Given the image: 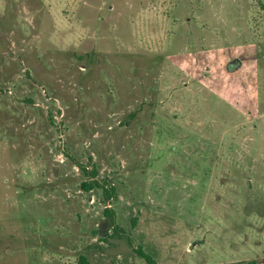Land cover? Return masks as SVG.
Segmentation results:
<instances>
[{
    "label": "rangeland",
    "instance_id": "1",
    "mask_svg": "<svg viewBox=\"0 0 264 264\" xmlns=\"http://www.w3.org/2000/svg\"><path fill=\"white\" fill-rule=\"evenodd\" d=\"M137 249L264 264V0H0V264Z\"/></svg>",
    "mask_w": 264,
    "mask_h": 264
},
{
    "label": "trees",
    "instance_id": "2",
    "mask_svg": "<svg viewBox=\"0 0 264 264\" xmlns=\"http://www.w3.org/2000/svg\"><path fill=\"white\" fill-rule=\"evenodd\" d=\"M77 166H78L79 169H81V171L84 174H88L90 178L94 177L95 174H96L95 171L88 172L87 167H85V166H83L81 164H77ZM92 184H95V187H98L99 186L96 182H94V183H83L81 186H82V188L84 190L88 191V190L94 188ZM136 252H137V254L140 257H142L146 261L147 264H157L154 261V259L150 255H148L147 253H145L142 249H137ZM252 264H257V263L256 262H253Z\"/></svg>",
    "mask_w": 264,
    "mask_h": 264
},
{
    "label": "water",
    "instance_id": "3",
    "mask_svg": "<svg viewBox=\"0 0 264 264\" xmlns=\"http://www.w3.org/2000/svg\"><path fill=\"white\" fill-rule=\"evenodd\" d=\"M236 66L237 67H239L240 66V64L238 63V61L237 60H233V61H231L229 64H228V68H236Z\"/></svg>",
    "mask_w": 264,
    "mask_h": 264
}]
</instances>
